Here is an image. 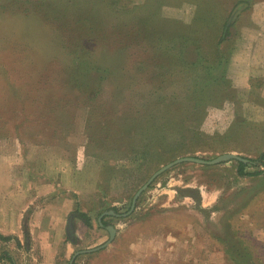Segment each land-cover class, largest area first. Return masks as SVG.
<instances>
[{"label": "rangeland", "instance_id": "obj_1", "mask_svg": "<svg viewBox=\"0 0 264 264\" xmlns=\"http://www.w3.org/2000/svg\"><path fill=\"white\" fill-rule=\"evenodd\" d=\"M263 153L264 0H0V264H264V167L130 209Z\"/></svg>", "mask_w": 264, "mask_h": 264}, {"label": "crops", "instance_id": "obj_2", "mask_svg": "<svg viewBox=\"0 0 264 264\" xmlns=\"http://www.w3.org/2000/svg\"><path fill=\"white\" fill-rule=\"evenodd\" d=\"M247 64V63H246ZM249 68H245L246 69V71L247 72H242L241 71V73L243 74V75H246V77H248V79H250V78H253L254 77V72H255V70H256V67L257 66H253L252 64H249V66H248ZM63 208L64 207H62V208H60L59 210H58V212L57 211H55L54 213H53V211L51 212V214H49V213H47V212H41V211H37V216H39V217H41L43 220H42V223L43 224H47V226H44V227H41V228H39V233L40 234H42L43 236H46L48 233H50L51 232V230H49L48 229V225H51L52 224V219H59V222L61 223V224H59V225H63V220H64V215H66L67 216V214H66V212H65V214H64V212H63ZM23 209L24 208H22V209H20V208H18L17 210L19 211V213L18 214H22L23 212H21V211H23ZM49 208L47 207L46 208V210H48ZM15 211H10V209H9V211L7 212V213H5L4 215L6 216V217H15V215H12L13 213H14ZM54 215V216H53ZM8 225H9V223H8ZM18 225H19V223H18ZM66 225V224H65ZM71 225V223H70V221H68V223H67V226H66V229H67V227L68 226H70ZM2 226H4V225H2ZM3 230V231H2ZM2 231V232H1ZM5 232H9V233H13L14 232V230H12V229H10L9 230V227L7 226V227H5V228H0V233H5ZM171 241H175V239L174 238H172L171 237ZM168 249H169V251L170 250H173L174 249V244H171L169 247H168ZM159 254V253H158ZM153 258H158V256H157V254H153V256H152ZM47 264H49V263H47Z\"/></svg>", "mask_w": 264, "mask_h": 264}, {"label": "water", "instance_id": "obj_3", "mask_svg": "<svg viewBox=\"0 0 264 264\" xmlns=\"http://www.w3.org/2000/svg\"><path fill=\"white\" fill-rule=\"evenodd\" d=\"M230 161H238L241 163H246V160L235 156L233 154H226V155H222V156H218L217 158L206 162V161H201V160H196V159H191V158H186V159H182V160H177L171 164H169L168 166L162 168L161 170H159L158 172H156L151 178L150 180L147 182V184H145V186H143L142 189L139 190V192L134 196L133 201H132V206H131V211L134 208V203L136 198L138 197V195L147 188V186L151 183V181L156 178L158 175H160L161 173H163L164 171L168 170L169 168H171L172 166L182 163V162H188V163H194V164H199V165H208V166H216V165H220V164H225L228 163ZM107 231L109 233V241L107 244H109L110 242H112L113 238H114V230L112 228H107Z\"/></svg>", "mask_w": 264, "mask_h": 264}, {"label": "trees", "instance_id": "obj_4", "mask_svg": "<svg viewBox=\"0 0 264 264\" xmlns=\"http://www.w3.org/2000/svg\"><path fill=\"white\" fill-rule=\"evenodd\" d=\"M236 162H237V165H238V169H237V174L238 175H240V176H244V175H246V176H257V175H259V172L255 173V174L248 175V174H245L243 170H244L245 167H247L248 164L251 165V166H253V167H258V168L259 167H264V153L261 154L258 157V159L253 160L252 164L250 163L251 161L247 162V164H244V163H241V162H238V161H236ZM80 218L82 220H86L85 217H83L82 215L80 216Z\"/></svg>", "mask_w": 264, "mask_h": 264}]
</instances>
